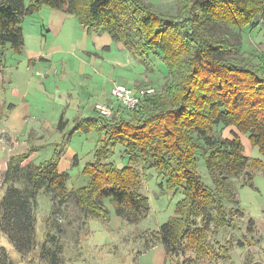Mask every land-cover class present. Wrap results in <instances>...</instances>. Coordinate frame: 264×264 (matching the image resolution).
I'll list each match as a JSON object with an SVG mask.
<instances>
[{"label": "trees", "instance_id": "1", "mask_svg": "<svg viewBox=\"0 0 264 264\" xmlns=\"http://www.w3.org/2000/svg\"><path fill=\"white\" fill-rule=\"evenodd\" d=\"M175 2L176 15L164 16L144 0H0V53L5 45L20 52L21 23L48 8L73 16L87 35L104 33L142 63L151 57L159 60L166 80L161 91L154 89L131 111L109 103L114 118L110 123L96 113L74 122L69 139L75 132L92 131L99 138L91 161L82 169L86 184L71 193L85 218L108 219L102 199L110 198L115 215L134 224L150 212L143 193L141 164L146 165L143 169L165 179V191L181 192L173 216L153 234L164 248L165 259L171 261L188 248L195 253L208 250L210 227L230 226L225 206L236 198L217 173L246 167L248 159L238 134L248 135L264 157V59L260 57L254 66L239 58L240 42H228L220 30L222 26L238 31L259 26L264 35V0ZM215 127L220 131L233 127L237 133L215 141ZM118 145L125 154L120 168L110 162ZM57 152L38 165H23L28 153L10 157L0 198V231L17 254L27 255L36 247L38 193L49 196L54 208L45 224L56 225L57 238L46 232L39 248V257L49 264H56L61 254L54 218L71 195L66 187L68 175L57 168ZM198 154L207 174L217 175L215 190L198 172ZM217 246L218 252L229 257L226 246ZM0 264H14L2 248Z\"/></svg>", "mask_w": 264, "mask_h": 264}, {"label": "rangeland", "instance_id": "2", "mask_svg": "<svg viewBox=\"0 0 264 264\" xmlns=\"http://www.w3.org/2000/svg\"><path fill=\"white\" fill-rule=\"evenodd\" d=\"M144 1L151 3L155 11L164 16H174L178 10L175 0ZM51 11L54 10L42 8L23 20L21 29L24 43L20 52L15 53L10 45H5L0 53V63L4 67L10 60L20 62L12 72L10 69L5 70L4 76L7 78L14 76L19 88L27 85L28 97L32 98V100L28 98L29 105H27L26 102L18 99L19 97L11 95L6 86L4 87L5 104L1 106L0 101V198L4 191L2 181L7 164L4 154L17 156L28 153L27 161L23 165L28 163L38 165L52 159L56 149L58 155L55 160L58 171L68 175L67 190L71 193L83 187L87 177L82 174V169L91 161L99 136L95 131L89 134L75 132L69 139L68 135L74 127L72 121L79 117L78 114H82L81 118L96 116L94 105L97 103L108 102V100L114 103L110 91L115 85H122L131 90L151 87L161 91L166 81L163 75L165 71L158 59L151 57L142 63L123 46L117 45L110 53L97 52V56L106 57L107 60L112 61V68L109 67L110 70L105 71L107 80L104 94L98 99L91 98L88 89L94 81L80 74L78 76V72L73 74L71 71L72 67L80 70V65L73 58L79 60L77 54L75 56L74 54L78 52L77 42L80 40H78L80 36L77 29L82 28L70 15L62 33L56 35L47 30L40 33L42 25H49L48 13H52ZM220 30L228 42L233 44L240 42L239 58L246 59L254 66L260 57L264 59V35L261 27L254 26L238 31L222 26ZM40 34L44 37H42L41 45H38L37 39ZM73 42L74 45L71 46ZM94 43L104 46L97 40ZM52 52L58 55H50ZM40 54L49 60H40L33 67L35 70L33 72L27 70V64L24 61L30 56L38 57ZM83 57L87 59L86 56ZM63 58L67 60L66 63L61 61ZM45 62L53 63L56 70V74L53 72L47 83L44 81L45 76L47 77L44 73L47 65ZM96 66L98 69L92 67L91 71H101L100 66ZM35 72H37L36 75H34ZM79 85L84 90V96L79 94ZM82 96L83 101L88 102L83 113L82 109L81 111L75 109L82 104ZM10 104L15 106L11 113L8 109ZM63 112L65 118L69 119L68 124L63 122L66 121L65 119L59 118ZM24 116H27L26 122L22 123ZM53 119L56 120L55 124ZM113 120L111 114V117L104 121L110 123ZM2 126H5L7 130ZM99 129H102L101 120ZM212 130L215 141L231 139V133H237L233 127L224 128L222 131L219 127H215ZM238 137L243 155L247 157L248 162L241 171L230 173L224 170L222 174L217 173L218 177H224V184L234 194L236 202L225 206L227 218L231 222L230 226L218 230L210 227L206 238V243L210 245L208 250L205 247V250L195 253L193 249L188 248L173 261L165 259L164 248L153 238V234L173 216L175 205L182 198L181 192L165 191V179L152 170L143 169L146 165L141 164L145 181L143 193L148 198L150 208L147 217L134 224H128L115 215L114 203L111 199L103 198V207L108 212V219H102L96 215L85 218L82 210L75 205L71 193L66 205L58 207L59 213L54 218L60 230L57 243L61 250L56 264H181L182 262L264 264V157L259 154L256 147L251 145L248 135L239 133ZM123 150L124 147L116 146L113 150L114 155L110 158V162L118 168L125 163L122 160V156L125 155ZM198 158V172L203 182L215 190L217 175H208L200 154ZM53 208L54 205L49 196L44 191H40L37 196L36 247L30 254H17L0 231V249L5 250L14 264H49V260L39 257V248L45 239L46 232L56 235V225L50 221L47 225L45 224ZM239 243L243 246L239 247ZM217 245L226 246L229 249V257H226L223 252H218Z\"/></svg>", "mask_w": 264, "mask_h": 264}, {"label": "crops", "instance_id": "3", "mask_svg": "<svg viewBox=\"0 0 264 264\" xmlns=\"http://www.w3.org/2000/svg\"><path fill=\"white\" fill-rule=\"evenodd\" d=\"M51 12L52 13H48L49 17H50L49 18L50 20L47 23H49V25L48 26L47 25L46 26L42 25L40 27L39 32L41 33L43 30H47V32L48 31L49 32L52 31L56 35H58V34L63 32L64 25L69 21V19H67V18L70 15H67L64 12H60V11H51ZM77 30H78L77 33L80 36V38H78V40L79 39L80 40L77 42V49H78L77 51L79 52V55H78V52H77V53L74 54V56L77 54V57H78L79 60H77L75 57L73 58V60H75L76 63L80 65V70L78 71L77 68L75 69L74 67H72L71 71H72L73 74L75 72H78V76L80 74V75H83L85 78L90 79V81H94V84L88 89V92H89V95L91 96V98L98 99L105 92V88L104 87L106 85L105 83H106V80H107L106 77H105V74H106L105 71L106 70H110L109 67H111V64H112L111 62L112 61L110 62L109 60H107L106 57L97 56L98 55L97 52L98 53H102V52L110 53L112 48L114 46L119 45V44H114L112 41H109L110 38L107 35H105L104 33L87 35L83 28L82 29H77ZM42 37H44V36H41V34H40V37L37 39L38 45H41ZM95 40H97L99 42H102V44H104V46H100L98 43H94ZM75 41H76V39L74 40V42ZM74 42H73V44L71 46L74 45ZM107 44H110V45H107ZM105 48H107V49H105ZM39 52H41V51H39ZM90 53H92V55H90ZM50 55L57 56L58 54H55V52H52ZM88 55H90V56H88ZM83 56H86L87 59L85 57H83ZM71 57H73V56H71ZM40 60H49V59L42 57V54H40L38 57L30 56V57L27 58V60L24 61L27 64L26 69L27 70H31L32 72L35 71L33 67L36 66L37 63L40 62ZM61 61L63 63L64 62L66 63L67 60L63 58V59H61ZM19 63L20 62H18L17 60H10L5 67L0 63V101H1V106H3L5 104L4 103V100H5L4 94L6 93L4 91V87L5 86H6L7 89H9V92L11 93V95H13L15 97H19L18 99H21L24 103L26 102L27 105H29L28 102H27L28 98L32 100V98L28 97L29 95L27 94V87H28L27 85L22 87V88H19L18 83L14 79V76H13V78L12 77L7 78V77L4 76V73H5L4 71L5 70L10 69L11 72H12V70L14 68H16V66ZM42 64H44V63H42ZM45 64H47V65L46 66L44 65L45 66V70H44L45 72L44 73L47 74V77L45 76V78H44L45 80L44 79L43 80L45 81V83H47L50 80V78L52 76V73L54 72V74H56V70L54 69L55 65L53 63L48 64V63L45 62ZM96 65L100 66L101 71H99V70L98 71H94V72L91 71L92 67L93 68H97ZM36 73L37 72H35L34 75H36ZM38 73H39L38 77H40L39 76L40 72H38ZM99 73L102 76L99 75ZM95 76H97V77L94 79L93 77H95ZM79 90H80L79 94L80 95L82 94L84 96L85 95L83 93L84 90L82 89L81 85H79ZM83 96L81 97L82 98V101H81L82 104L80 106H76L75 107V109H77V111H81V109H82L83 110L82 113L86 110L87 104H88V102H84L83 101ZM104 103H108L109 104V103H112V101L108 100V102H104ZM8 109H9V111L11 113L12 111H14L15 106L10 104ZM53 110H54V108H53ZM75 114H77V112H75ZM81 115L82 114H80V115L78 114L79 117H76L72 121L73 124H74V122L76 120L78 121V120L82 119ZM60 117H62L63 120L65 119L66 121H63V122H66V124H68L69 119L65 118L64 112L62 113V115L59 116V118ZM83 117L85 118V117H88V116H83ZM26 118H27V116H24L22 118V123L26 122L25 121ZM8 119H9V117H8ZM53 123L54 124L56 123L55 119H53ZM2 127L7 130V128L5 126H2ZM3 157L6 158L5 159V162H6L12 156H10V154L9 155L4 154ZM3 157H2V159H3Z\"/></svg>", "mask_w": 264, "mask_h": 264}, {"label": "built area", "instance_id": "4", "mask_svg": "<svg viewBox=\"0 0 264 264\" xmlns=\"http://www.w3.org/2000/svg\"><path fill=\"white\" fill-rule=\"evenodd\" d=\"M155 90L151 87L141 88L138 91L131 90L122 85H115L111 91L113 100L123 106L125 110L131 111L137 107L145 96L153 95ZM111 106L104 103L94 105V111L98 117L110 118L112 114Z\"/></svg>", "mask_w": 264, "mask_h": 264}]
</instances>
